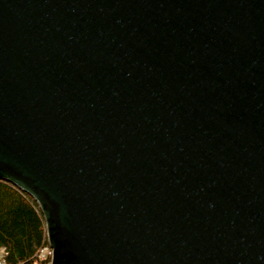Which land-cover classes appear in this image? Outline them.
<instances>
[{
	"label": "water",
	"instance_id": "water-1",
	"mask_svg": "<svg viewBox=\"0 0 264 264\" xmlns=\"http://www.w3.org/2000/svg\"><path fill=\"white\" fill-rule=\"evenodd\" d=\"M0 179L51 264H264V0H0Z\"/></svg>",
	"mask_w": 264,
	"mask_h": 264
},
{
	"label": "trees",
	"instance_id": "trees-1",
	"mask_svg": "<svg viewBox=\"0 0 264 264\" xmlns=\"http://www.w3.org/2000/svg\"><path fill=\"white\" fill-rule=\"evenodd\" d=\"M0 245L8 264H51L44 215L28 193L0 179Z\"/></svg>",
	"mask_w": 264,
	"mask_h": 264
},
{
	"label": "built area",
	"instance_id": "built-area-1",
	"mask_svg": "<svg viewBox=\"0 0 264 264\" xmlns=\"http://www.w3.org/2000/svg\"><path fill=\"white\" fill-rule=\"evenodd\" d=\"M7 253L4 247L0 245V264H8Z\"/></svg>",
	"mask_w": 264,
	"mask_h": 264
}]
</instances>
